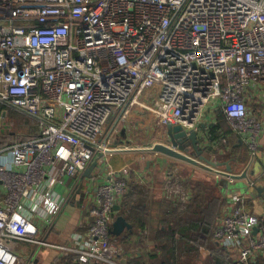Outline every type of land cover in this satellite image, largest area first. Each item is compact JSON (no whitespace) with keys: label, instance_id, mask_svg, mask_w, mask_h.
I'll use <instances>...</instances> for the list:
<instances>
[{"label":"built area","instance_id":"1","mask_svg":"<svg viewBox=\"0 0 264 264\" xmlns=\"http://www.w3.org/2000/svg\"><path fill=\"white\" fill-rule=\"evenodd\" d=\"M259 85L264 0H0V122L12 110L37 126L0 145V264H29L15 250L20 240L47 244L35 237L34 218L50 223L66 203L56 186L73 181L91 222L82 248L60 247L81 264H123L111 231L133 164L160 153L156 143L184 152L167 126L198 128L215 101L255 153L264 123L248 99ZM135 108L152 115L164 139L116 144L118 124ZM219 167L204 166L221 176ZM163 188L180 209L192 196L172 170ZM247 199L233 197L214 234L238 249V264L264 255V216Z\"/></svg>","mask_w":264,"mask_h":264},{"label":"crops","instance_id":"2","mask_svg":"<svg viewBox=\"0 0 264 264\" xmlns=\"http://www.w3.org/2000/svg\"><path fill=\"white\" fill-rule=\"evenodd\" d=\"M248 105L250 113L260 118L264 123V86L259 85V87H252V95L248 99ZM222 113L224 114L217 101L205 108L200 122H204L206 127L200 130V145L205 150L204 154L215 162L229 161L230 159H220V156H225L226 154H232V158H234L241 157L242 154L246 152L244 159L236 169H233V172L239 175L243 173L247 174L241 181L247 183L248 189L243 191L236 188L234 185L232 186V184L240 182L239 180L209 173L207 169L204 168L207 162L200 159L195 153L192 145H189L190 148L188 147L189 152L184 150L183 153H187L190 156V149L194 151L193 153L195 156L191 157L196 159L199 162L198 164L177 159L162 153H152L149 157H143L137 160L133 164L129 176L128 191L118 205L121 210L123 203L130 195L132 186H138L140 192H143L141 193V198L146 200L149 224L147 225L148 230L146 227L142 229L137 225V232H131L126 228L120 235H113L117 244L124 249L123 259H126L127 262H122L123 264H130L131 260L133 261L134 259L151 261L149 258L150 255L160 254L159 249H155L156 242L152 238L155 234L154 228L164 218L167 208L170 207L169 204L179 206V198L168 196L163 188L164 179L168 170L175 171L180 175L182 183L191 192L192 196L190 200L194 196V189L188 185L187 182L189 183V181L207 178L213 185L219 188L221 197L223 201H225L216 218L211 233L210 240L215 245V248L201 246L200 254L194 262L192 261V263H190L191 261L188 258L183 257L180 263L238 264L236 259L238 249L225 246L220 240L215 238L214 234L218 220L221 218L222 214L231 207L232 199L235 195L247 196L249 210L254 214L264 216V193L260 195L256 188V194L250 192L251 188L255 187L253 184L264 185V183H257L259 178H263L264 180V125L258 139L259 148L253 153L246 142L241 139L238 132L233 129L227 116V122L224 128L219 129L217 133L218 137H213L211 128L221 123ZM29 127L25 129V132L29 131ZM31 128L34 132L26 134V139L32 135L34 136L37 132L36 124L31 125ZM227 129H229L230 132L227 133ZM154 130H157V133L155 132V136H157L154 141L165 138L163 130L157 128L152 115L146 114V112L135 108L123 122L118 124L116 143L123 146L130 145L138 147L140 145L135 143L139 140L138 142H141V145L143 144L147 147V143H143L148 141L145 137L150 138ZM17 136V134L12 133V140L7 142L4 141L0 135V145L5 146L23 140V138L17 139ZM124 154L126 153L124 152ZM225 167V165H222L219 169L224 170ZM83 177H86L85 173ZM223 180L229 181V184H223ZM73 182L69 185L61 183L56 186V189L59 190L66 199V203L59 214L54 217L50 223H46L39 218H34L35 237L39 240L43 239L47 244L44 245L25 240H20L16 243L15 250L22 257L29 259V264H81L78 260L76 251L68 250V252H66V250L60 247L67 246L71 249L82 248L86 243V234L91 222V216L88 213V197L85 196L80 189L73 191ZM231 186L232 188H229ZM67 190H69V194L66 197L65 192ZM138 194L139 191L135 193L136 196ZM73 196H77L75 201L73 200ZM120 210H117V216ZM179 210L181 209L179 208ZM147 232L149 233L148 235H146ZM217 258L219 260H217ZM220 259L222 260L220 261ZM251 264H264V255L261 254L254 258Z\"/></svg>","mask_w":264,"mask_h":264},{"label":"trees","instance_id":"3","mask_svg":"<svg viewBox=\"0 0 264 264\" xmlns=\"http://www.w3.org/2000/svg\"><path fill=\"white\" fill-rule=\"evenodd\" d=\"M221 115V123L211 128L213 137H218L219 129L224 128L227 122L226 115L223 113ZM226 132L230 130L227 129ZM245 155L246 152L241 157L232 158V154H226L220 156V159H230L232 169H236ZM187 184L194 189L193 198L181 210L179 206L169 204L170 207L167 208L164 218L154 228L155 234L152 238L156 242L155 249H159L160 254L150 255L151 261L134 259L130 264H182L180 260L183 257L188 258L192 263L198 258L201 246L215 248L210 240L211 233L225 201L221 197L219 188L207 178L189 181ZM138 188V186H132L128 199L119 211V215H124L132 224L131 229H128L131 232H137L138 226L147 229L149 224L146 200L141 198L143 192H140ZM137 191L139 194L136 196ZM148 234L147 232L146 235Z\"/></svg>","mask_w":264,"mask_h":264},{"label":"water","instance_id":"4","mask_svg":"<svg viewBox=\"0 0 264 264\" xmlns=\"http://www.w3.org/2000/svg\"><path fill=\"white\" fill-rule=\"evenodd\" d=\"M204 127H206V124L204 122H200L198 128H185L182 124H169L166 129L165 135L168 136L172 142L173 145L178 146L181 150H186L189 152V146H186L187 142L190 143V145L193 146V149L195 153L200 157L201 160L206 161L209 163L213 168H217L219 166L225 165V170L224 171H218V173L221 176L224 177H229L234 180H239L241 181L246 177V173H243L242 175L236 174L233 172L232 166L230 164V161H223V162H215L211 160L209 157H207L204 153L205 150L204 148L201 147L200 145V130H202ZM152 149L154 151L160 152L162 154L177 158V159H182V160H187L190 161L194 164H198L199 162L192 158L191 156H195L194 153H190V156L188 154H184L181 151L176 150L173 147L167 146L166 144L163 143H156ZM191 150V149H190ZM99 158H96L91 165L86 169L85 175L86 177L91 176V173L93 169L96 167L98 164ZM255 188L257 189L258 193L262 195L264 193V185H256L253 184ZM116 210H120V206L116 205L115 207ZM132 224L127 221L126 217L124 215H118L113 223V228H112V234L113 235H120L126 228L131 229ZM123 263H126L127 260L123 259Z\"/></svg>","mask_w":264,"mask_h":264},{"label":"rangeland","instance_id":"5","mask_svg":"<svg viewBox=\"0 0 264 264\" xmlns=\"http://www.w3.org/2000/svg\"><path fill=\"white\" fill-rule=\"evenodd\" d=\"M154 97H156V96H154ZM154 97H152L151 103H153ZM31 125H34V124L32 123V121L29 118L25 117L24 115H22L20 113H17V112H14V111L11 110V111H9L8 114L3 115L2 120L0 122V135H1V138L4 141L8 142V141L12 140L11 136H12V133H14V134L18 135L17 139H21V138L26 139L25 138V137H27L26 134L34 132L33 129L31 128ZM27 127H29L30 129H29L28 132H25V129ZM155 132L157 133V130H154L153 133H151L150 138L145 137V139H148V141L146 140L147 142H143V143H147L148 146H151L153 144L154 140L156 139V136H157V135L155 136ZM138 141L135 144H138L140 146H144L143 144L141 145V142H138ZM189 145H190V143L187 142L186 146H189ZM190 151H191V153L194 152L192 150H190ZM223 181H222L223 184H225V185L229 184V181H225V180H223ZM257 183H262L263 184L264 183L263 178L262 179L259 178L257 180ZM233 185L236 188H238L240 190H243V191L244 190L246 191L248 189L247 183L244 182V181L236 182L235 184H232V186ZM232 186L229 187V188H232ZM68 191L69 190H67L65 192L66 197L69 194ZM250 192L256 194L255 187H252ZM76 199H77V196H73V200L75 201Z\"/></svg>","mask_w":264,"mask_h":264}]
</instances>
